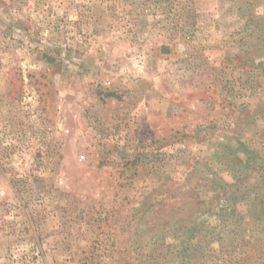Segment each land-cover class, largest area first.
<instances>
[{"label":"rangeland","instance_id":"374dc122","mask_svg":"<svg viewBox=\"0 0 264 264\" xmlns=\"http://www.w3.org/2000/svg\"><path fill=\"white\" fill-rule=\"evenodd\" d=\"M0 264H264V0H0Z\"/></svg>","mask_w":264,"mask_h":264}]
</instances>
